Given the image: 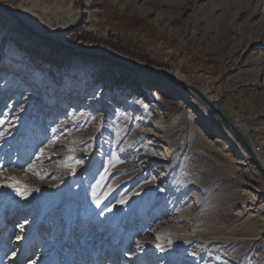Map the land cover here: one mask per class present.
<instances>
[{"label": "rangeland", "instance_id": "1", "mask_svg": "<svg viewBox=\"0 0 264 264\" xmlns=\"http://www.w3.org/2000/svg\"><path fill=\"white\" fill-rule=\"evenodd\" d=\"M68 1L59 0L56 11ZM25 2L42 12L51 5ZM74 3L79 19L67 38L78 47H70L92 53L68 51L102 62L90 73L97 77L92 92L80 100L86 65L80 75L76 63L59 62L62 44L39 35L47 42L34 49L0 37V264H264V242L242 240L258 223L242 224L238 213L250 207L243 203L246 190L264 204V177L229 129L201 106L176 108L173 102L187 94L156 83L135 86L137 100L109 104L119 90H133L132 75L114 70L115 63L159 80L118 58L178 72L207 87L264 157V0ZM154 90L161 95L152 100ZM98 95L88 107L87 99ZM84 108L87 119L71 122ZM120 109L139 131L154 129L145 139L147 156L119 142ZM206 143L226 149V156ZM141 165L147 170L139 173Z\"/></svg>", "mask_w": 264, "mask_h": 264}, {"label": "bare ground", "instance_id": "2", "mask_svg": "<svg viewBox=\"0 0 264 264\" xmlns=\"http://www.w3.org/2000/svg\"><path fill=\"white\" fill-rule=\"evenodd\" d=\"M23 1L25 2V0H23ZM131 1L133 2L134 6L138 5L140 2H141V4H145V3L148 2V0H131ZM8 2H10V3L4 2V0L3 1L0 0V4L1 5L5 6L8 9H10L12 12L17 13L33 29L30 28L27 25L28 28L32 29V31L28 30L29 31L28 32L27 30L24 29L25 27L22 28L21 26L18 25V23L16 22V19L12 18L9 14H7V12L3 11L4 15H2L0 13V32L2 33L0 35V37L3 36V35L4 36L8 35L15 42H16V40H18L19 42L27 43L30 47H32L34 49H38L39 45H38L37 41L47 42V41H45V40H43L41 38L42 37V33L43 34H47L49 36H53V37L54 36L55 37L58 36L59 40H60V42L62 44L61 47L57 48L59 50V52L62 54V57L59 58V62H60V60H64V62H63L64 64H66V62L76 63L77 66H76L75 70L78 68V71L80 72V75H83V72L81 71V67L86 65L85 72L87 73L88 77H84L83 76L80 79L81 80L80 89H79V93L77 94V96L79 97V100H80V97H84L86 94H90L92 92L91 89H93V86H94L93 84L95 82L93 79H97V77L95 75H93V74L91 75L90 73L92 71H94L96 65L98 66L102 62H100L101 60L98 57H96L94 59H90V58H86L84 56H80L77 53L68 51V50H76L75 48H71L70 46L78 47V46H76L75 43H71L70 40L67 38L69 33H71V31L74 30V26L77 24V21L79 19V17H78V13L79 12H78V8H77V4L74 3V0L68 1V3L66 4V6L64 8H62L60 10H57V11H56V5L58 4L59 0H45V2L51 4V5L47 4V7H45L47 12H42L41 10H39V9H37L35 7H32L33 6L32 4H31L30 7H29V5L26 6L27 5L26 2H25V6H24L23 5L24 2L22 3L21 0H8ZM87 5L85 6V8H90V7H87ZM48 6H50L51 9H48ZM18 27L21 28L22 30H24L29 36H31L33 41L29 40L27 42L28 38H27L26 34H24L22 31H18V30H20ZM24 49H26V48H24ZM16 50L20 51V53L22 55L28 54V52L25 51V50H20L18 48H16ZM49 51H40V52H49ZM56 53H58V52L56 51ZM87 59H89L90 61H86ZM31 61H32V59L28 60V62H31ZM117 61H119L120 64L129 65V64H127V60H125V59L122 60V59L118 58ZM63 63H62V65H63ZM87 67H88V70H87ZM112 67L114 68V70L119 71L121 74L124 72V73L132 75L131 76V80L128 83L132 84L133 90L132 89L119 90L118 91L119 99H117V102L109 101L110 105L113 104V105L119 107V103L124 99V97H128V96H133L137 100L138 99L136 97L137 96V92L134 91L135 90L134 87L138 86L140 84V82L146 81L148 83L151 82V83H154V84L155 83L158 84L160 89H162V88L163 89H169L170 88L171 90H173V89L177 90L176 92L181 94V95L187 94L189 99L186 98L187 100H185V101L184 100H178V101H174L173 102V104L175 105L176 108H182L183 109V107H186V106L190 107L191 105L201 106L202 107L201 109H203L207 113L211 114L216 119V121L219 124H221L220 123L221 120L217 116H215L213 113H211V111L208 109V107L195 94H193L192 92L184 89L182 86H177L174 83H168V82L164 81L163 79L162 80L161 79L155 80V79L148 78L147 75L146 76L142 75V74L138 75L136 73L130 72L125 66L119 65L117 63L112 65ZM157 71H159V72H167V71H162L160 69H158ZM167 73H169L174 78L183 80L184 82H187L188 84L196 86L199 90H201L204 93V95H206L212 102H214L219 108H221V106L217 102V99H216L215 95L214 94H210L207 87L200 86V85L198 86L194 82H191L185 75H182V74H180L178 72L177 73L167 72ZM48 76H46V79L48 78ZM120 91H122V92H120ZM152 95H153L152 100H154V99L160 97L161 92L159 90H154ZM98 98H99V95L96 96V97L90 96L87 99V106L91 107L92 105H95L96 100ZM76 100H78V98H76ZM135 101H132V104H136L137 102H135ZM142 102H143V100L138 101L139 104H143ZM118 111H119V112H117L118 113V115H117L118 118L115 121L118 123L119 126H121V128H122L121 130H123L121 135L119 136V142H122L124 147L127 146L128 149H130L132 151L135 150L137 152L136 157L142 156V155H146L147 152L149 151V149H151L150 148L151 145L149 146V142L145 141V139H151L152 138V137H150V138H146V137L148 135L154 133V131H153L154 129L139 131L138 128H137L138 127L137 124H133L130 121L131 115L129 113H126L125 111H124L125 112L124 113L123 110H121V109L118 110ZM185 112H186V110H185ZM187 113H189V112L187 111ZM88 115H89V111L84 108L78 114H76L74 117H71L72 118L71 120L70 119L69 120L71 122H74V124H75V122H77V121L78 122L79 121H81V122L85 121L87 119ZM102 115L103 116H101L102 118H100V119H104L105 116H108V113H105V114H102ZM226 116H228V115H226ZM191 118H192V114H191ZM228 118H229V116H228ZM109 120H111V119H109ZM233 122L236 124L238 129L241 131L242 130L241 129V124H239V122H236V121H233ZM228 132H229L228 135L230 136V138L232 140L236 141L237 140V139H235L236 137H233V135H231L229 130H228ZM134 138H136V139L134 140ZM215 142H221L222 143L220 138H217L215 140ZM213 144L214 143H212V146H211L210 144L206 143L205 147H209V148H212V149L214 148L219 154H221L222 156H226L227 153L225 151L226 150L225 148H224L225 150H223V148L219 147L218 145H215V144L213 145ZM223 144H225V143H223ZM251 144L250 145L253 147L257 157L260 159V161L264 165V157H260L261 156L260 151H258L256 146L252 142H251ZM241 150H242L246 160L249 161L248 154L245 152L244 149L241 148ZM148 156H150V155H148ZM164 157H165V155H164ZM147 161L148 160H145L143 162L146 163ZM163 161L167 162L166 159H163ZM241 163H243V162H241ZM234 164H236V163H234ZM139 168L140 169L137 170L139 173L140 172L142 173V172L147 170L146 165H143V166L141 165ZM135 172L136 171H134V173ZM150 186L152 187V185H149L148 187H150ZM144 188L142 189V191L144 190ZM163 191L164 190H161L160 192L162 193ZM249 195H252L251 190L250 191L246 190L245 192H243V196H242L243 199H244L243 203L245 205L246 204H250V207L247 210V213H244L245 215H243V213H242L243 211L238 212V213H239L240 217L243 216L242 221H241L242 224H244V223L249 221V224H253V223L257 222L258 225H257L256 230H255L256 233L253 236H249L247 239L243 238L242 240H247V241H250L252 244L259 245L261 242H264V204L256 202V199L252 201L249 198ZM253 198H255V197H253ZM253 210H255L257 213L256 214H251L250 211H253ZM171 244H173V243H171ZM227 245H225V247ZM260 245H262V244H260ZM167 263H168V261H167ZM167 263H165V264H167Z\"/></svg>", "mask_w": 264, "mask_h": 264}, {"label": "water", "instance_id": "3", "mask_svg": "<svg viewBox=\"0 0 264 264\" xmlns=\"http://www.w3.org/2000/svg\"><path fill=\"white\" fill-rule=\"evenodd\" d=\"M0 10L7 12L12 17L16 18V20L18 21L20 25L32 31V29L28 28L26 23L21 18H19L14 12H12L10 9L0 4ZM42 37L49 40L50 42H53L54 44H61L58 40L52 39L48 36H42ZM75 49L76 51L80 53H92V52H88L80 48H75ZM98 54L100 55V57L102 56V57H107L109 59H113L112 57L107 56L105 54H102V53H98ZM128 66L142 73L148 74L152 77H155L161 80L163 79L164 81L174 83L177 86H182L184 89L195 94L208 107L211 113L217 116L221 120V122L229 129V131L236 137L241 147L248 154L250 162H252L255 165V167L261 172V174L264 177V165L262 164L260 159L257 157L253 147L250 145L244 133H242L238 129L236 124L231 119H229L228 116H226V114L214 102H212L206 95H204V93L201 90H199L196 86L188 84L187 82H184L183 80L174 78L173 76L167 73L157 72L156 70H153L151 68L143 67L139 65L129 64Z\"/></svg>", "mask_w": 264, "mask_h": 264}, {"label": "snow or ice", "instance_id": "4", "mask_svg": "<svg viewBox=\"0 0 264 264\" xmlns=\"http://www.w3.org/2000/svg\"><path fill=\"white\" fill-rule=\"evenodd\" d=\"M0 123H3V121L0 120ZM0 135H3V133H0ZM77 163H80V161H77ZM6 186L13 187L14 185H6ZM18 194H20V195H24V192H18ZM124 202H125L124 200H121V201H119L118 203L123 204ZM96 203H97V206H99L100 201L97 200ZM109 210H111V209H109ZM102 214H103V213H101V215H102Z\"/></svg>", "mask_w": 264, "mask_h": 264}]
</instances>
